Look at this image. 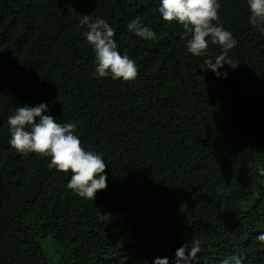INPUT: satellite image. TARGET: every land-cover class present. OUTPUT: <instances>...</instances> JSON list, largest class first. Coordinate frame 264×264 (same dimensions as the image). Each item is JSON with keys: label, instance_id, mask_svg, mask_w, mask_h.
Masks as SVG:
<instances>
[{"label": "trees", "instance_id": "trees-1", "mask_svg": "<svg viewBox=\"0 0 264 264\" xmlns=\"http://www.w3.org/2000/svg\"><path fill=\"white\" fill-rule=\"evenodd\" d=\"M219 3L237 41L226 78L186 51L190 34L160 18L159 0H0V264H171L194 237V264L233 254L264 264V34L248 23L246 0ZM79 14L113 27L134 80L95 74ZM134 17L156 37L129 31ZM40 102L102 154L107 184L93 200L68 189L70 172L50 157L8 144L7 116ZM120 201L134 205L139 227L113 219Z\"/></svg>", "mask_w": 264, "mask_h": 264}, {"label": "clouds", "instance_id": "clouds-1", "mask_svg": "<svg viewBox=\"0 0 264 264\" xmlns=\"http://www.w3.org/2000/svg\"><path fill=\"white\" fill-rule=\"evenodd\" d=\"M246 3L248 23L264 34V0H246ZM219 8V0H159L157 12L163 21L175 22L190 34L186 51L193 57H203L206 71L215 77L226 78L227 72L221 70L224 64L230 65L227 54L237 41L232 32L219 23ZM77 16L79 23L86 26L83 38L94 51L95 74L113 80H134L138 68L127 53L118 51L113 39L114 29L107 20L91 18L88 14ZM127 28L142 39L152 40L156 37L155 31L142 25L139 17L132 18ZM209 43L221 49L215 58L208 50ZM236 66L231 65L232 68ZM6 123L8 144L22 155L38 153L50 157V167H55L61 173L70 172L66 187L77 196L93 200L98 191L106 188V163L102 154L81 146L79 137L74 134L77 127L75 122L58 123L48 114L47 105L40 102L33 106L23 104L16 107L13 114L7 116ZM257 171L258 175L264 177V167L258 165ZM258 239L264 241V233ZM200 252L201 240L194 237L175 249L171 264H194ZM243 261L242 255L233 254L223 264H243ZM151 264H169V257H154Z\"/></svg>", "mask_w": 264, "mask_h": 264}, {"label": "rangeland", "instance_id": "rangeland-1", "mask_svg": "<svg viewBox=\"0 0 264 264\" xmlns=\"http://www.w3.org/2000/svg\"><path fill=\"white\" fill-rule=\"evenodd\" d=\"M121 203V201H120ZM123 208L125 210H117L115 214L113 215V219L115 218L118 223L123 222V221H132L136 226L139 227V217H138V212L135 211L134 205L130 202H122L119 205V209ZM137 213V214H136ZM122 225V223H120ZM111 227V226H110Z\"/></svg>", "mask_w": 264, "mask_h": 264}]
</instances>
